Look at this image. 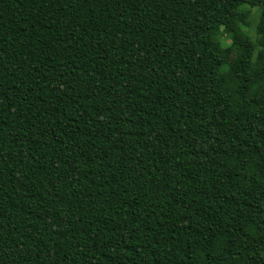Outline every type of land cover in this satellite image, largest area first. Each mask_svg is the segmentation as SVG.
Returning <instances> with one entry per match:
<instances>
[{
    "label": "trees",
    "instance_id": "1",
    "mask_svg": "<svg viewBox=\"0 0 264 264\" xmlns=\"http://www.w3.org/2000/svg\"><path fill=\"white\" fill-rule=\"evenodd\" d=\"M0 264H264V0H0Z\"/></svg>",
    "mask_w": 264,
    "mask_h": 264
}]
</instances>
